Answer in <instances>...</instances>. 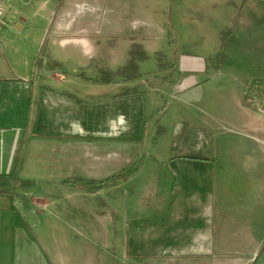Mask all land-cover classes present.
Returning a JSON list of instances; mask_svg holds the SVG:
<instances>
[{
  "label": "crops",
  "instance_id": "obj_1",
  "mask_svg": "<svg viewBox=\"0 0 264 264\" xmlns=\"http://www.w3.org/2000/svg\"><path fill=\"white\" fill-rule=\"evenodd\" d=\"M0 4V264H264V127L228 132L246 85L229 103L214 60L228 0ZM142 158L164 171L156 210L118 223L89 204Z\"/></svg>",
  "mask_w": 264,
  "mask_h": 264
},
{
  "label": "rangeland",
  "instance_id": "obj_2",
  "mask_svg": "<svg viewBox=\"0 0 264 264\" xmlns=\"http://www.w3.org/2000/svg\"><path fill=\"white\" fill-rule=\"evenodd\" d=\"M205 1L207 0H192L194 4ZM203 4L207 5V10L210 12L213 10V6H210V4ZM225 8H222L223 24L225 20L227 21V28L223 30V48L225 47L227 50L223 54L216 55L214 60L229 67L228 73L229 79L232 80L230 81L232 85L229 86L230 95H228V102L231 103L232 98L240 90L236 82L237 79H241L246 85L244 114H239L238 116V119L245 124L228 122L229 124L227 123L228 125L225 127L234 136L249 138L248 133L252 132L251 126L264 127V0H228V6ZM214 17H216L215 13ZM214 25L219 27L220 24L215 23ZM167 38H170L167 41L169 43L176 42V39L171 34H168ZM158 57L163 64H170L172 60L168 53H163ZM103 73H101V76ZM170 89L171 91L172 89L175 90L172 87ZM151 94L146 96L148 113L151 112L153 102ZM163 95L166 99H160V103L164 106L167 103L170 105L174 102L166 94ZM144 160L145 158H142L137 166L132 168V170L136 169V173L129 179H123L114 184L113 187L112 184L109 186L100 185L102 188L97 190L98 193L89 196V201L87 200L89 204L101 202V207L104 208L108 216H111L118 223H123L129 218H136L142 215L146 209L156 210L160 200L156 194L164 189L163 178L165 175L161 169L155 170V177L153 182H151V175L146 166L137 173L138 169L143 167ZM34 173L36 174V172ZM34 173L27 172L26 175H35ZM41 175L42 173L38 172V176L40 177ZM35 185L39 186L38 183ZM108 188L110 189L108 190ZM90 190L92 191L91 193L96 191L95 188ZM36 191H39V188ZM45 217L47 215L42 216V219L45 220ZM140 223V221L137 222V224Z\"/></svg>",
  "mask_w": 264,
  "mask_h": 264
},
{
  "label": "trees",
  "instance_id": "obj_3",
  "mask_svg": "<svg viewBox=\"0 0 264 264\" xmlns=\"http://www.w3.org/2000/svg\"><path fill=\"white\" fill-rule=\"evenodd\" d=\"M146 58H147L146 54L140 50H136L132 52L127 65L123 67L119 73L129 79L136 78L139 75V63ZM112 79H113L112 74L108 72H104L103 75L100 77V81L102 83H110L112 82ZM131 173L132 171H127V172H124L123 174L116 176V178L124 177L125 175L127 176V175H130ZM100 185L101 184H98L97 186H100Z\"/></svg>",
  "mask_w": 264,
  "mask_h": 264
},
{
  "label": "built area",
  "instance_id": "obj_4",
  "mask_svg": "<svg viewBox=\"0 0 264 264\" xmlns=\"http://www.w3.org/2000/svg\"><path fill=\"white\" fill-rule=\"evenodd\" d=\"M5 13L4 8L0 4V16H3Z\"/></svg>",
  "mask_w": 264,
  "mask_h": 264
}]
</instances>
